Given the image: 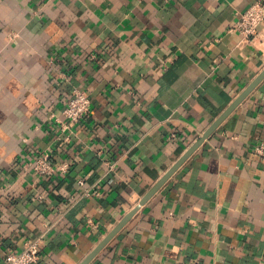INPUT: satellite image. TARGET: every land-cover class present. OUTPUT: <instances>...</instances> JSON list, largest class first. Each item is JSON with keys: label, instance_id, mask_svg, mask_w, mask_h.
<instances>
[{"label": "crops", "instance_id": "crops-1", "mask_svg": "<svg viewBox=\"0 0 264 264\" xmlns=\"http://www.w3.org/2000/svg\"><path fill=\"white\" fill-rule=\"evenodd\" d=\"M254 1L0 0V264L93 251L264 69V21L232 29ZM258 140L264 78L88 264H264ZM45 152L68 172L25 167Z\"/></svg>", "mask_w": 264, "mask_h": 264}, {"label": "built area", "instance_id": "built-area-1", "mask_svg": "<svg viewBox=\"0 0 264 264\" xmlns=\"http://www.w3.org/2000/svg\"><path fill=\"white\" fill-rule=\"evenodd\" d=\"M263 21L264 0H255L244 12L239 14L232 29L241 35L244 42H253L259 35V27ZM90 105L91 100L86 90L74 87L71 96L62 109L63 120L57 119V122L63 125L62 128L72 127L87 116ZM254 151L258 155L264 156V141L258 140ZM25 167L31 169L37 175L48 177L56 173L66 174L70 168V163L68 161H58L50 153L45 152L26 163ZM78 183L83 185V179H79ZM41 242L40 238H31L25 241L19 251L11 252L6 256V264H38Z\"/></svg>", "mask_w": 264, "mask_h": 264}, {"label": "water", "instance_id": "water-1", "mask_svg": "<svg viewBox=\"0 0 264 264\" xmlns=\"http://www.w3.org/2000/svg\"><path fill=\"white\" fill-rule=\"evenodd\" d=\"M264 78V69L259 75L246 87V89L231 103V105L214 121V123L203 133L186 153L165 173V175L155 183L149 191L142 197L140 202L131 209L119 223L102 239V241L89 253V255L80 263L88 264L92 258L115 236V234L131 219L138 208L145 204L167 181V179L181 166V164L192 154V152L217 128V126L234 110V108L252 91V89Z\"/></svg>", "mask_w": 264, "mask_h": 264}]
</instances>
